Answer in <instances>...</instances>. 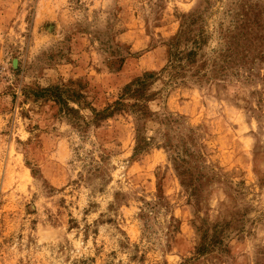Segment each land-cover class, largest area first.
<instances>
[{
  "label": "rangeland",
  "instance_id": "1",
  "mask_svg": "<svg viewBox=\"0 0 264 264\" xmlns=\"http://www.w3.org/2000/svg\"><path fill=\"white\" fill-rule=\"evenodd\" d=\"M0 264H264V0H0Z\"/></svg>",
  "mask_w": 264,
  "mask_h": 264
}]
</instances>
